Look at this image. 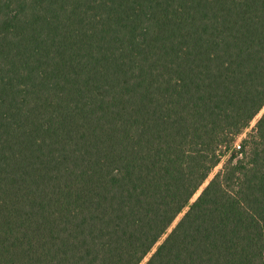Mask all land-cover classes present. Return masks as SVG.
<instances>
[{"label": "trees", "instance_id": "trees-1", "mask_svg": "<svg viewBox=\"0 0 264 264\" xmlns=\"http://www.w3.org/2000/svg\"><path fill=\"white\" fill-rule=\"evenodd\" d=\"M0 264H264V0H0Z\"/></svg>", "mask_w": 264, "mask_h": 264}, {"label": "rangeland", "instance_id": "rangeland-1", "mask_svg": "<svg viewBox=\"0 0 264 264\" xmlns=\"http://www.w3.org/2000/svg\"><path fill=\"white\" fill-rule=\"evenodd\" d=\"M262 114V113H261ZM260 114V115H261ZM259 115V117H260ZM258 119V118H257ZM257 119L255 121L252 122L251 124V128L256 124ZM251 128H249L246 132H244L237 140V144H240L241 141L246 138L247 134L250 132ZM222 168V165H220L219 167L216 168V170L213 173V176L216 172H218L220 169ZM200 192L194 197V200L199 196ZM183 215V214H182ZM182 215L179 216V218L176 220L175 224L179 221V219L182 217ZM150 257V255L148 256V258ZM148 258L145 260V262L148 260Z\"/></svg>", "mask_w": 264, "mask_h": 264}, {"label": "built area", "instance_id": "built-area-1", "mask_svg": "<svg viewBox=\"0 0 264 264\" xmlns=\"http://www.w3.org/2000/svg\"><path fill=\"white\" fill-rule=\"evenodd\" d=\"M238 148H239V146H238Z\"/></svg>", "mask_w": 264, "mask_h": 264}]
</instances>
